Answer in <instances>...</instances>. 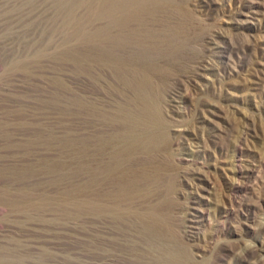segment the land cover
<instances>
[{"label": "rangeland", "instance_id": "1", "mask_svg": "<svg viewBox=\"0 0 264 264\" xmlns=\"http://www.w3.org/2000/svg\"><path fill=\"white\" fill-rule=\"evenodd\" d=\"M116 1L0 0V264H264V0Z\"/></svg>", "mask_w": 264, "mask_h": 264}, {"label": "bare ground", "instance_id": "2", "mask_svg": "<svg viewBox=\"0 0 264 264\" xmlns=\"http://www.w3.org/2000/svg\"><path fill=\"white\" fill-rule=\"evenodd\" d=\"M135 4H136L135 0H125V1L124 0H117L116 1V7H115V11H116L115 14L116 15H114V18L112 19V23L114 24V27L118 28V31H119V35H117V37H116V42H117L116 45H118V47L120 49H123L125 42H128L133 46L135 45V41L133 40V38H131V35L128 36V38H125V37H123V31H122L125 23L130 22L131 14H129L128 11L133 12ZM107 19H108V16H105L104 14L99 15V17H98L99 21H106ZM107 32H108L107 27L100 28L94 34H92L91 32H86L85 41L88 43V42L92 41L93 37L100 40L106 35ZM145 42H146V40H145ZM142 43L144 45V42H142ZM143 45H142V47L144 48ZM139 47H140V45H139ZM141 53H143L144 57L148 56V50L145 48L143 49V52H141ZM140 56H141V54H140Z\"/></svg>", "mask_w": 264, "mask_h": 264}]
</instances>
